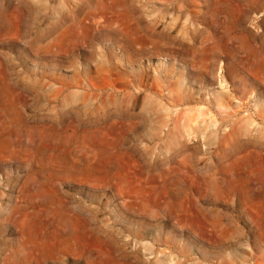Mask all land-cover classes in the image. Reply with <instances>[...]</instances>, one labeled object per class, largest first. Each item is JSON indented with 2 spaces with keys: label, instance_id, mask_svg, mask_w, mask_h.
<instances>
[{
  "label": "rangeland",
  "instance_id": "1",
  "mask_svg": "<svg viewBox=\"0 0 264 264\" xmlns=\"http://www.w3.org/2000/svg\"><path fill=\"white\" fill-rule=\"evenodd\" d=\"M0 264H264V0H0Z\"/></svg>",
  "mask_w": 264,
  "mask_h": 264
},
{
  "label": "bare ground",
  "instance_id": "2",
  "mask_svg": "<svg viewBox=\"0 0 264 264\" xmlns=\"http://www.w3.org/2000/svg\"><path fill=\"white\" fill-rule=\"evenodd\" d=\"M248 4H249V3H248ZM216 5H217V4H216ZM218 5H219V4H218ZM228 5H229V4H228ZM229 6H230V5H229ZM231 7H232V6H231ZM231 7H230V8H231ZM259 7H260V6H259ZM133 10H134V9H133ZM192 10H193V9H192ZM110 12H111V11H110ZM133 12H134V11H133ZM112 16H113V15H112ZM106 22H107V21H106ZM108 23H109V22H108ZM98 25H99V24H98ZM109 25H110V24H109ZM111 26H112V25H111ZM110 28H111V27H110ZM72 29H73V28H72ZM78 35H79V34H78ZM113 37H114V36H113ZM125 38H126V37H125ZM119 44H120V43H119ZM123 44H124V43H123ZM90 46H91V45H90ZM110 49H111V48H110ZM110 49H109V50H110ZM120 49H121V48H120ZM122 52H123V51H122ZM125 55H126V54H125ZM127 55H128V53H127ZM135 77H136V76H135ZM172 95H174V94H172ZM179 106H180V105H179Z\"/></svg>",
  "mask_w": 264,
  "mask_h": 264
}]
</instances>
